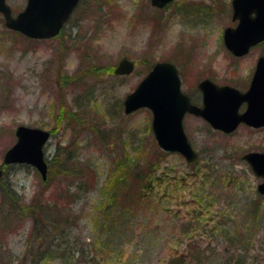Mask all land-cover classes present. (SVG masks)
Returning a JSON list of instances; mask_svg holds the SVG:
<instances>
[{"label":"rangeland","instance_id":"374dc122","mask_svg":"<svg viewBox=\"0 0 264 264\" xmlns=\"http://www.w3.org/2000/svg\"><path fill=\"white\" fill-rule=\"evenodd\" d=\"M83 1L55 39L28 40L6 29L0 17V264L21 262L32 229V214L25 209L41 189L42 206L66 209L70 219L53 241L56 252L48 249L40 264H115L123 245L128 251L147 248L145 257L128 264L170 262L175 255H182L184 264H264V196L256 192L261 179L241 158L264 152V128L240 125L226 135L185 116L184 133L199 155L189 167L180 155L157 147L148 109L123 111L125 96L160 61L175 65L182 91L193 100L197 82L205 78L245 91L264 44L241 58L225 49L222 31L236 24L231 0H175L160 10L149 0ZM123 57L134 63V71L115 75ZM20 125L53 131L45 158L66 159L69 172L44 184L30 166H4ZM136 159L138 168L152 169V178L167 169L169 177L188 181L174 182L169 192L155 190V206L118 237L115 220L97 228L103 184L121 161ZM195 170L209 182L204 192L193 186L199 181ZM256 199L260 212L254 216ZM99 230L109 235L97 243Z\"/></svg>","mask_w":264,"mask_h":264},{"label":"water","instance_id":"95a60500","mask_svg":"<svg viewBox=\"0 0 264 264\" xmlns=\"http://www.w3.org/2000/svg\"><path fill=\"white\" fill-rule=\"evenodd\" d=\"M78 0H28L26 8L12 17L5 0H0V13L4 25L31 39H49L56 36L67 21ZM173 0H150L153 7L162 8ZM232 20L235 28L223 33L225 48L235 57L246 55L250 48L264 41V0H232ZM134 64L123 57L114 74L125 76L132 73ZM202 94V106L192 104L181 92L180 79L175 66L158 62L140 81L133 92L123 101L125 114L147 108L152 115L151 129L159 148L179 153L189 165L198 160L197 153L189 144L182 127L186 113L208 122L212 128L224 133L233 132L239 124L253 128L264 127V56L256 62L255 70L245 92L230 86H218L208 79L198 84ZM245 110L240 113V106ZM16 142L4 156L3 163L27 164L36 169L43 181L47 178V164L43 147L50 132L27 126L15 129ZM253 174L262 179L257 192L264 195V153L249 152L242 156ZM2 171L0 170V177Z\"/></svg>","mask_w":264,"mask_h":264},{"label":"trees","instance_id":"16d2710c","mask_svg":"<svg viewBox=\"0 0 264 264\" xmlns=\"http://www.w3.org/2000/svg\"><path fill=\"white\" fill-rule=\"evenodd\" d=\"M194 3H188L187 6L191 7ZM62 34L57 36L59 38ZM64 43V42H63ZM65 46H63L58 54H61V60L65 55ZM57 84V83H56ZM62 103V102H61ZM64 107V105H61ZM62 116L63 113L61 112ZM53 132V131H51ZM161 156V154H159ZM68 157V156H67ZM66 157V158H67ZM66 160V159H65ZM65 160L52 159L47 161L48 165V177L47 183L53 176L60 173H68L69 170L66 168ZM157 160L153 164L154 171L160 168ZM140 166L138 160H135V164L121 161L117 171L115 173H110L109 177L103 184V193L105 200L99 206L97 210L100 219L97 220L98 229H104L107 225H112L113 220L119 225L121 231L119 233H114L116 236L121 237L124 235V229L133 221H141L140 215L147 216L150 208L155 206V190L158 192H169L170 186H174V182L185 184L188 178L185 176L181 177H169L168 170L164 169L161 173L152 178L150 172L152 171L147 168H138ZM194 175L199 178V181H195L193 186L198 192H204L209 186L207 178L204 176H198L199 170L194 171ZM212 185V184H211ZM43 189L35 194L33 203L28 205L25 209L30 210L32 216V229L31 235L29 236L28 244L21 258L19 264H40V262L47 255V250L50 249L53 252L55 248L53 247V241L58 233L69 225L70 215L66 209H57L55 205L53 206H42L40 202V195H42ZM69 197V195L67 194ZM197 196V195H196ZM12 198V196H11ZM148 212H147V211ZM260 212V201L258 199L252 202L251 213L256 216ZM97 229V230H98ZM98 236L97 243L100 238L107 237V235H102L100 230L97 231ZM125 245L117 248V254L114 255L116 258L115 264H128L130 260H137L139 257H145L147 254V248L142 250H126ZM177 253V252H176ZM170 262L163 261L159 264H184V258L182 255H175ZM106 264V263H105ZM107 264H114L109 262Z\"/></svg>","mask_w":264,"mask_h":264},{"label":"flooded vegetation","instance_id":"af4514ba","mask_svg":"<svg viewBox=\"0 0 264 264\" xmlns=\"http://www.w3.org/2000/svg\"><path fill=\"white\" fill-rule=\"evenodd\" d=\"M5 3L6 5L9 7L10 9V14L12 17H16L21 11H23L25 9V7L27 6L28 4V0H5ZM83 3L84 1L83 0H78L77 2V5L75 6V8L72 10L71 12V15L69 16L67 22H65L66 24H69L73 18L76 16L77 12L79 11V9L83 6ZM0 17L2 18L3 20V23H4V19H3V15H1L0 13ZM254 70V68H253ZM180 78H181V75H180ZM182 80V79H181ZM211 80V79H210ZM251 80V78H250ZM249 80V82H250ZM200 81V80H199ZM198 81V82H199ZM198 82L196 84V88H195V91L197 93V96H198V100H193L188 93H186V95L189 97V99L195 103L196 105H201V93L199 92V90L197 89V85H198ZM249 82H248V85H249ZM188 115V114H187ZM186 115V116H187ZM189 116H192V115H189ZM194 117V116H192ZM194 118H197V117H194ZM197 119H200L201 121H203L201 118H197ZM204 122V121H203ZM205 123V122H204ZM206 125H208L207 123H205ZM209 126V125H208ZM210 127V126H209ZM211 128V127H210ZM250 128V127H248ZM251 129H255V128H251ZM261 128H258V129H255V130H259Z\"/></svg>","mask_w":264,"mask_h":264}]
</instances>
